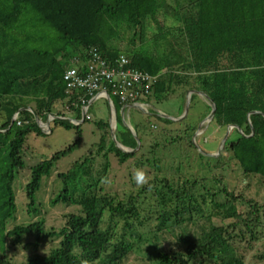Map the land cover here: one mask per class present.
Masks as SVG:
<instances>
[{"label":"trees","instance_id":"obj_1","mask_svg":"<svg viewBox=\"0 0 264 264\" xmlns=\"http://www.w3.org/2000/svg\"><path fill=\"white\" fill-rule=\"evenodd\" d=\"M166 1L0 0V264H122L143 240L150 241L149 234L157 239L176 229L180 232L175 250H158L153 243L147 250L156 264H247L239 248L243 240H259L264 216L251 199L244 201L249 211L243 214L236 207L241 194L220 185V179L209 177L224 158L219 155L216 164L204 162L207 170L201 179L176 185L154 176L135 195L131 192L121 199L116 193L103 192L100 185L111 167L108 156L113 154L119 164L136 157L135 167H156V143L149 147L151 156L143 160L134 152L121 151L112 141L106 147L108 123L102 120L96 123L102 131L96 148L104 160L96 175L92 177V154L85 155L66 171L58 172L62 185L49 200L52 206H76L78 213L66 215L58 229H45L41 219L9 227L16 214L12 183L17 171L25 167L27 135L43 133L34 113L42 122L48 115L54 117L48 122L50 133L52 122L65 129L74 128L80 137V124L76 126L62 117L79 119L80 99L86 103L96 90L85 94L84 87H70L63 74L72 59L91 62L90 50L108 65H114L122 55L130 67L155 77L145 101L166 99L185 85L203 92L215 105L212 120L223 130L234 126L224 143L230 159L242 175L264 179V0H172L173 7ZM168 11L174 21L171 26L165 25ZM39 26L56 33L45 47L31 34H36ZM151 27L155 32L146 43ZM172 31L174 39L180 41L159 50V43L165 44ZM125 32L130 38L122 46L119 40ZM136 36L139 46L134 45ZM78 75L84 77L86 73L78 68ZM111 99L117 112L116 140L133 149L136 141L122 125L118 97ZM205 105L209 111L211 107ZM141 131H145L144 125ZM232 133H236L235 138L229 140ZM186 142L194 152L192 158L200 164L203 156L195 154L190 137ZM78 144L79 138L30 167L24 187L28 214L39 211L37 192L42 177L50 176L56 161ZM205 177L210 184H204ZM220 196L224 201L218 200ZM137 197L152 199L149 213ZM213 215L231 221L216 225ZM191 224L195 228L188 231L186 226ZM27 234H32L34 247L42 240L58 242L46 254L33 253L25 262L14 263L7 255V242L17 243ZM246 245L250 248L251 243ZM257 258L264 259V254Z\"/></svg>","mask_w":264,"mask_h":264},{"label":"rangeland","instance_id":"obj_2","mask_svg":"<svg viewBox=\"0 0 264 264\" xmlns=\"http://www.w3.org/2000/svg\"><path fill=\"white\" fill-rule=\"evenodd\" d=\"M166 2L172 7L174 6L172 0H167ZM167 15L168 20L165 21V25L171 26L174 23L172 13L168 11ZM151 24L152 23H150V25ZM151 32L154 33L155 28H148L146 32V43H149L151 40ZM173 32L174 31L170 33L165 44H162V42L159 43L161 44L159 50L163 49L164 46L167 48V43L170 45L174 42V40V43L180 41L178 38L174 39L175 34ZM125 33L126 34H122V36H120L119 40V43L122 46H124L130 38L129 32ZM31 34L35 38L39 37L41 39V44L43 46L39 42L38 44L42 47H45V45L47 46V44H49L56 37V33L53 30L40 26L37 27L36 34ZM114 42L117 43L116 40H114ZM139 44L140 39L136 36L134 38V45L139 46ZM144 46L147 47V44ZM176 48L177 46H174V49ZM180 53L182 54V52ZM190 81L194 82L193 78ZM183 91L184 88H179L176 91L177 96L174 93L166 99L155 101L152 98L150 101L154 107L160 108L168 114L174 113L175 115H178L179 111L176 110V104L178 105L179 101L176 100V97L180 99L183 95L185 96L184 93L183 95L179 94ZM205 100L204 101L209 108L208 100L206 98ZM183 113H185V117L181 122L182 125L175 123L171 125L166 124L161 128L160 122L162 119H165L163 116L159 115V117H151L149 115H145L136 107L129 108L128 111L125 110L124 119H122V125L124 127L126 126V123L130 124L133 129L136 125L144 124L145 131H148H140L141 134L137 132L138 137L135 139H140V143H142L140 145H142V147L140 150L138 148L134 151L135 156H141L140 158H142V160L144 157H150L151 155L148 153L149 147L156 143L155 158L157 159V165L156 167H150L148 165L135 167L134 162L137 159L136 157L127 160L124 164H119L113 154L110 153L108 160L110 161L111 167L107 175L100 182L103 192L116 193L121 199H123L126 194L131 192L135 195V192L141 187L140 185H136L132 179L133 174L138 169L145 172L147 182L152 180L154 176L158 179L165 177L168 181L176 185L188 179H201L200 177L202 176V173L207 170V167L203 165L204 162L216 164L217 158L220 155L224 158V160L213 167L210 171L209 177H216L220 179V185L223 184L229 191L233 190L236 194H241V200L236 203V207L239 208L243 214H246V212L249 211V204L244 201L251 199L252 202L257 205L258 210L260 209V216H264V213H262L264 211V208L262 207V205H264V179L255 175H242L237 166L234 164V161L230 159L229 152L224 149V146L226 145L224 144L221 148V142L224 135L227 133V129L223 130L214 120H205L209 115V111L207 110L206 105L202 102L201 98L198 96H195L193 100H188ZM108 114V107L106 106L104 99H97L93 102L89 109L90 120H86L80 124V137H77L76 130L74 128L65 129L52 122H50L51 133L47 134L48 130L46 126L42 124L41 127L46 133L42 131L43 133L40 135H36L34 133L27 135L23 150L25 167L17 171L16 177L12 183V189L15 196L16 214L11 223H9V227H12L15 224H27L36 219H41L43 220L45 229H58L63 226L66 215L69 213H78L79 209L76 206H67L61 203L52 206L49 203V200L58 191L60 185H62L61 180L57 178L58 172L66 171L74 162L83 159L85 155L90 153L92 154L90 165V167H92V177L96 175V171L100 168L101 163L104 160L102 153H98L96 148L99 137L102 133V131L96 126V123L99 120L106 121L108 123ZM51 118L47 119L52 121ZM168 120L172 121L171 118ZM108 126L110 127V124ZM142 128L143 126L140 130H142ZM197 130H199L197 132V134H199L193 137ZM235 135L236 133H232L228 139H234ZM188 137L192 140V146L195 154L199 156L201 154L203 156V161L201 159L199 160L200 164H198V160H196L197 158H192L194 156L192 148L187 147L188 143L186 140ZM77 138H79V144L76 148L56 161L51 169L50 176L42 177L41 187L37 192L39 211L36 214H28L26 209L24 187L29 180L30 167L43 159H48L54 152L65 149ZM172 140H177V142L172 143ZM111 141L114 142V138L109 132V137L105 141V146L107 147ZM179 142H181L182 145H179ZM206 153L209 155H205ZM216 153L219 154L216 155ZM185 156H188L189 159L187 160L184 158ZM211 164H209V166H211ZM209 177H205L204 184H210L208 181ZM80 179L81 178H78L77 180ZM222 199L223 196H220L218 200L224 201ZM137 200L141 202V206L149 213L152 199L137 197ZM206 201L209 203L208 198H206ZM212 212H214V210L210 209V213ZM205 213H208V211ZM211 219L216 225L226 224L231 221V219H223L221 215H213ZM194 228L193 224L186 226L188 231H191ZM259 231L262 233L261 237L258 241L249 242L251 243L250 248H247L249 246L246 244L249 243H246L245 240H243V243H241L239 248L240 252L245 257L247 264H264V259L257 258L260 253L264 254V225L259 226ZM179 232V229H176L174 233L164 232V235H159L157 239L154 235L149 234L148 238H150V241L143 240L142 243L139 244V247L137 249L135 248L122 264H156L154 259L148 257L147 250L151 249L150 247H152L153 244L156 245L158 250H175L178 246L176 242V235ZM33 242L34 238L32 234L24 235L17 243L8 240V257H10L14 263H23L26 258L33 253L46 254L51 247H55L57 245L58 239L39 241L37 247L33 246ZM203 264L213 263L207 262Z\"/></svg>","mask_w":264,"mask_h":264},{"label":"built area","instance_id":"obj_3","mask_svg":"<svg viewBox=\"0 0 264 264\" xmlns=\"http://www.w3.org/2000/svg\"><path fill=\"white\" fill-rule=\"evenodd\" d=\"M91 62L70 60L63 74V80L70 87H84L86 93L96 90V95L117 96L120 104L128 103L136 98L144 97L152 88L155 77L136 70L129 66V61L120 55L114 60V65H108L103 58L95 56V51H89ZM78 68L86 75H78ZM81 109H85L84 100H81Z\"/></svg>","mask_w":264,"mask_h":264},{"label":"clouds","instance_id":"obj_4","mask_svg":"<svg viewBox=\"0 0 264 264\" xmlns=\"http://www.w3.org/2000/svg\"><path fill=\"white\" fill-rule=\"evenodd\" d=\"M65 71V70H64ZM201 92V91H200ZM201 93H203V92H201ZM85 94H86V92H85ZM97 93L95 92L94 93V95L85 103V100H84V103H85V106H86V108L85 109H81V106H80V110H81V113H80V115H81V117L79 118V119H77V118H75V117H73V116H69V117H67L66 119H64V120H67V121H69L70 123H72V124H74V125H79V124H81V123H83V121L84 120H89L90 119V116H88V114H87V111H88V109H89V107L91 106V104L95 101V100H97V99H104V101L106 102V104H107V107H110V108H112V113H113V115L115 114V108H114V104H113V101H112V99H111V97L112 96H110V95H108V94H105V95H96ZM147 95H150V93H148ZM203 95H204V93H203ZM205 96V95H204ZM205 98H207V97H205ZM145 99H147L145 96L143 97H139V98H136L135 100H133V101H129L128 103H124V104H121V107L123 108V110H125V108L126 107H128L129 105H133V104H135L137 107H139L138 109L139 110H141V111H144V110H147V101H144ZM80 100H82V99H80ZM109 102H111V104L109 103ZM207 102V101H206ZM208 104H209V106H210V101H208ZM211 107V106H210ZM141 108V109H140ZM211 110V109H210ZM210 110H209V113H210ZM18 113V112H17ZM16 117H17V115H16ZM52 117V118H51ZM185 117V116H184ZM47 118L49 119V118H51L52 120L54 119V117L53 116H51V115H48L47 116ZM46 118V121L45 122H42L40 119H39V121H40V125H39V127H40V129H41V131H43L44 133H46L43 129H42V127H41V125L42 124H44L45 126H46V128H47V130H48V132H47V134H49L50 133V131H49V125H48V122H49V120ZM114 118L115 117H113V123H111L110 124V127L108 126V130H109V132H110V134H111V136L112 137H114V140L116 141V142H118L117 140H116V137H115V131H116V125H117V123H115V120H114ZM213 118V117H212ZM212 118H210V119H208V117H206V120H212ZM16 119V118H15ZM14 119V120H15ZM50 119V120H51ZM184 119V118H183ZM183 119H181V120H179V121H176V122H174L175 124H181V122L183 121ZM109 125V124H108ZM144 125V124H143ZM143 125H137L138 127H142ZM182 125V124H181ZM113 127H114V129H115V131H114V129H113ZM126 129H128L129 131H130V133L132 134V136H133V138L135 139V138H137L138 137V134L136 133V131H135V128L133 129L132 128V126L130 125V124H126ZM154 127H155V125H154ZM163 127V126H162ZM161 127V128H162ZM228 127H231V128H228ZM232 128H234V126L233 125H228L227 127H226V129H227V132H229ZM230 129V130H229ZM113 131H114V133H113ZM199 130H197L196 131V133L193 135V137H195V135H198L197 134V132H198ZM112 133H113V135H112ZM228 135V134H227ZM138 140V139H137ZM135 141H136V139H135ZM139 141V145L141 144L140 143V140H138ZM192 141V140H191ZM118 144H120L119 142H118ZM121 145V144H120ZM121 146H123V145H121ZM136 146H137V141H136ZM123 148L125 149V150H131V148H127V147H124L123 146ZM135 148H139V146L138 147H135ZM135 148H133V149H135ZM137 149H135L134 151H136ZM122 151V150H121ZM133 151V152H134ZM124 152V151H123ZM133 152H131V153H133ZM132 179H133V181H134V183L136 184V185H140V186H142V185H144V184H146L147 183V177H146V174H145V172L143 171V170H140V169H138V170H136L135 171V173L133 174V177H132Z\"/></svg>","mask_w":264,"mask_h":264},{"label":"crops","instance_id":"obj_5","mask_svg":"<svg viewBox=\"0 0 264 264\" xmlns=\"http://www.w3.org/2000/svg\"><path fill=\"white\" fill-rule=\"evenodd\" d=\"M193 74H191L190 76H192ZM192 78H190L189 79V82L190 83H193L192 81H190ZM193 81H194V79H193ZM191 86V85H190ZM179 88H182V87H177L176 88V90L174 91L175 92V94H176V96H177V90L179 89ZM183 93L185 94V96L183 95ZM174 94V93H173ZM180 95H183V97L182 98H180V99H178L177 97H176V100L177 101H179V104L177 105L176 104V110L177 111H179L178 112V115H175L174 113H172V114H168V113H166L164 110H162V109H160V108H157V107H154L153 105H152V102L150 101V102H148L147 103V110H144V111H142L145 115H149V116H151V117H159V115H161V116H163L165 119H162V121L160 122V127H162V126H164V125H166V124H169V125H171V124H174V122H176V121H179V120H181V119H183L184 118V116H185V113H183L184 112V107L187 105V103H188V100H190L191 98H192V96L193 95H195V96H198V97H200L201 98V100H202V102L204 103V104H206L205 103V101H204V99H205V96L199 91V90H197V89H195V88H191V87H188L187 85H185V88H184V91L182 92V93H179ZM189 94V95H188ZM151 100H152V98H151ZM145 101V100H144ZM93 104V103H92ZM132 107H136V108H139V107H137L135 104H133V105H129L128 107H126L125 108V110H129V108H132ZM141 109V108H140ZM125 110H123V108L121 107L120 108V110H119V116H120V119H121V122H122V119H124V113H125ZM108 111H109V122H108V124H111V123H113V117H115L114 118V120H115V123H116V117H117V112H116V110H115V114L114 115H112V108H110V107H108ZM141 111V110H140ZM128 117V116H127ZM63 119H66L67 117H62ZM169 118H171L172 119V121L171 120H168ZM206 120V119H205ZM127 124V123H126ZM140 126V125H139ZM140 128L141 127H138V132L139 131H141L140 130Z\"/></svg>","mask_w":264,"mask_h":264},{"label":"water","instance_id":"obj_6","mask_svg":"<svg viewBox=\"0 0 264 264\" xmlns=\"http://www.w3.org/2000/svg\"><path fill=\"white\" fill-rule=\"evenodd\" d=\"M203 94V93H202ZM110 104H111V102H109ZM210 106H211V110H210V113H209V115H208V119H210V118H212L213 117V115H214V110H215V105H214V103L210 100ZM16 115H17V112L12 116V119H11V121L13 122L14 121V119L16 118ZM34 119H35V122L38 124V126L40 125V121H39V119L37 118V116L35 115V113H34ZM228 128H231V127H228ZM230 130V129H229ZM227 134H228V132L224 135V137H223V139H222V144H221V148H222V146L224 145V142H225V140H226V137H227ZM112 135H113V133H112ZM114 138V137H113ZM137 141V146L136 147H138L139 146V141L138 140H136ZM114 143H115V145L120 149V150H122V151H124V152H128V153H131V152H133L135 149H137V148H135V149H131V150H125L124 148H123V146H121L120 144H118V142H116L115 140H114ZM219 153H216V155H218ZM205 155H209L208 153H206Z\"/></svg>","mask_w":264,"mask_h":264}]
</instances>
